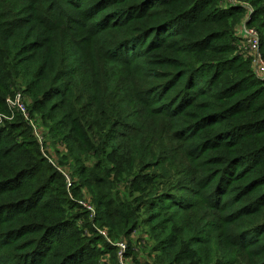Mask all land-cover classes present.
<instances>
[{
	"label": "trees",
	"instance_id": "1",
	"mask_svg": "<svg viewBox=\"0 0 264 264\" xmlns=\"http://www.w3.org/2000/svg\"><path fill=\"white\" fill-rule=\"evenodd\" d=\"M178 1L0 0V109H8L17 90L30 117L65 148L57 157L72 165L100 211V217L86 215L87 229L97 225L110 238L129 237L138 223L128 199H119L118 183L123 175L133 187L160 180L142 202L149 209L143 222L170 264L181 250L178 238L198 246L205 261L215 244L264 264V236L242 223L264 210V100L255 106L263 84L253 75L223 78L212 70L219 59L193 55L216 33L206 28L194 47L193 25L219 19L197 14L209 0H185L184 10L174 13L169 6ZM243 1L252 10L247 26L257 32L264 60V0ZM245 13L220 12L231 20L223 37L234 41L231 28ZM226 58L219 63L238 61ZM5 118L0 264H97L95 246H87L71 211L82 208L68 199L64 177L42 157L46 143L37 144L19 112L13 123ZM82 153L93 163L84 167ZM112 172L114 179L107 177ZM232 186L246 191L233 195ZM247 195L246 203L241 198ZM169 211L178 228L163 239L156 231L172 221L162 218Z\"/></svg>",
	"mask_w": 264,
	"mask_h": 264
},
{
	"label": "rangeland",
	"instance_id": "2",
	"mask_svg": "<svg viewBox=\"0 0 264 264\" xmlns=\"http://www.w3.org/2000/svg\"><path fill=\"white\" fill-rule=\"evenodd\" d=\"M181 2H185V0H179L178 2H174L169 6L174 13H180L183 9V4ZM209 4L206 7H203L200 9V19L206 18L211 16H214L212 19L217 20V24L214 23L210 25H201V24H195L193 25V39L196 42V44L193 42L192 45L194 47H199L201 45L202 41H199L200 39L204 38L202 36L204 33L203 31H206V28L208 30H213L212 32L214 35H212V39L208 40L207 42H203L202 46L200 48L206 47V49H203L200 51L198 49L196 52H193L192 54L197 56L201 60H209L210 57L215 56L219 61L214 62V69H219L217 74H220L221 77L226 78L229 77V79H232V77L239 73V75H253L258 82L263 84L264 89V77H261L257 74V71L255 70V65H253V59L254 54L250 51V47L247 43V33L248 30H255L254 28L247 26V19L249 18V13L251 12L250 6L244 2L243 0H209ZM234 5V8L236 9H243L246 11L245 16L242 18L241 22H239L237 25H235L233 28H231V32L234 36V41H231V37L228 38V36L223 37L225 33H230L229 23L231 20H227L224 18V16L220 17V12H230L231 5ZM212 6L216 10L215 14H210L209 11L211 10ZM218 12V13H217ZM172 18V17H171ZM220 18H224L220 20ZM229 21V22H228ZM228 23V24H225ZM177 28H179V23L176 24ZM233 29V31H232ZM181 31L182 29L179 28ZM183 31V30H182ZM206 35V34H205ZM201 37V38H199ZM199 39V40H198ZM190 41V40H189ZM232 43V47H234V51L232 47H229V44ZM225 57H228L226 59L236 58L238 61L235 63H225L221 64V62ZM221 64V67L219 68V65ZM232 64V71H225L228 65ZM240 65V66H239ZM239 66V67H238ZM249 68V70H248ZM211 71V69H208ZM246 70H248V73H246ZM209 72V71H207ZM210 73V72H209ZM19 88H22L20 86ZM256 89V88H254ZM15 91V97L9 98L6 101V105L8 109L5 108L0 109V116L4 117L7 116V111L11 113V117L5 118L4 120H7L8 122L14 121L13 116L16 112V109L14 106L19 107L20 106V114L25 116V122L28 124L31 128V134L33 137L36 138L37 144H43L46 143L45 146L41 149L42 157L48 161L50 166L56 169L65 180L66 184V193L69 194L68 199L72 201V203L79 207H81L82 211H79L77 209H73L72 214H75V225L78 226L79 229L83 230L86 237V244L93 245L95 248H93V257L96 260L97 264H170L169 260L164 257V254L161 249H158V245H155V241L152 239V234L150 232V227L143 222L147 218L148 211L146 205H144L143 200H145L152 192L151 188L158 184L160 180L157 181H151L149 184H140V186H132L126 182V178L123 175L122 180L120 183H118V190L121 191V197L119 199L122 201V199L127 198V206L130 210H132L134 216L137 219V229L129 236L125 237L123 239H114L110 238L108 235L107 228L105 229H99L97 225L95 227L86 228L85 227V217L88 214V217L93 218L95 215H99V209L94 205V198L93 194L88 190V188L82 187V182L79 181L78 177L75 176V173L73 170L70 169V166L68 167L61 164V161L59 160V156L57 155H63L65 153V148L58 142V144H53V141H51L48 133V126L40 120L34 121L32 117L29 115V111L27 109V106L25 104L24 98L21 94V98H18L19 92L17 90ZM264 94V93H263ZM263 94L260 97L255 98L256 107L260 105L262 100H264ZM18 95V96H17ZM16 104V105H15ZM22 105V106H21ZM27 109L26 114L23 113L24 107ZM5 115V116H4ZM0 117V118H1ZM2 120V119H1ZM263 120V119H262ZM260 122V121H259ZM1 123V122H0ZM49 137V139H48ZM20 138H18L19 140ZM40 146V147H42ZM76 150V149H75ZM58 153V154H57ZM72 153H75L72 151ZM92 157V158H91ZM111 159H115L113 156H109ZM82 163L84 167L87 165L92 164L93 156L88 155L87 153L81 154ZM95 159V158H94ZM114 163V162H113ZM112 163L108 164V167H110L111 170H115L112 167ZM72 168V167H71ZM74 169V166H73ZM264 171V167L262 168ZM153 171H148L147 174H151ZM114 173H110L108 178L114 179L116 175H113ZM118 175H121L120 170L117 171ZM146 174V173H145ZM232 193L233 195L240 194L241 191H246L245 189H241V186H232ZM96 194L101 197V194L96 191ZM115 193V191H114ZM249 193V192H248ZM124 196V197H123ZM123 197V198H122ZM250 196L248 197H242L241 200L249 201ZM113 199L116 200L115 194H113ZM70 201V202H71ZM57 203V202H56ZM142 203V204H141ZM57 205V204H56ZM85 212V213H84ZM256 212H260V214H251L248 216L246 220H243L244 226L248 230H251V234L258 232V236L262 235L264 236V233H261L264 231V210L259 209ZM164 215H162V218L170 219L172 221L167 224H162L160 229L156 231V235L160 236L161 238H169L171 235L175 233L177 230V220L178 218L174 219L172 218V214L174 212H163ZM261 225H263L261 227ZM98 239L97 242H90V239ZM190 239V238H189ZM188 239V240H189ZM178 242L181 245V250L176 258V260L171 264H252L251 260H248V258L245 256V252L237 250H231L230 253L228 252H222L219 251L217 246L213 244L211 246V249L209 250V257L205 261L203 252L199 250L198 246L194 248H190L186 245L185 240H181L178 238ZM104 243H107V246L110 248L115 249L116 259L113 257V253L106 252L109 248H104ZM119 244L125 245L126 248L123 251L120 250V248L117 246ZM193 250V251H192ZM205 253V251H204ZM113 257V259L111 258ZM253 260V258H252ZM257 260H253V264H256ZM84 264V263H83Z\"/></svg>",
	"mask_w": 264,
	"mask_h": 264
},
{
	"label": "built area",
	"instance_id": "3",
	"mask_svg": "<svg viewBox=\"0 0 264 264\" xmlns=\"http://www.w3.org/2000/svg\"><path fill=\"white\" fill-rule=\"evenodd\" d=\"M250 14H251V12L249 13V15ZM247 43H248V46L250 47V51L254 54V59H253V63L252 64L255 65V70L257 71V74L260 76V78L261 77H264V60L262 58V53H261L260 46H259V38H258V34H257L256 31H254V30H248V33H247ZM18 95H17L18 98H21L22 97L20 95V93ZM14 108L19 113L21 112L20 111V106L19 107L14 106ZM23 113L24 114L28 113L26 108L23 109ZM22 116L25 119V116L24 115H22ZM26 120H28V119H26ZM0 121H1V118H0ZM117 246L120 248L121 251L124 252V250L126 248L125 245L123 246V244H119Z\"/></svg>",
	"mask_w": 264,
	"mask_h": 264
},
{
	"label": "crops",
	"instance_id": "4",
	"mask_svg": "<svg viewBox=\"0 0 264 264\" xmlns=\"http://www.w3.org/2000/svg\"><path fill=\"white\" fill-rule=\"evenodd\" d=\"M231 8H234V5L233 4L231 5Z\"/></svg>",
	"mask_w": 264,
	"mask_h": 264
}]
</instances>
